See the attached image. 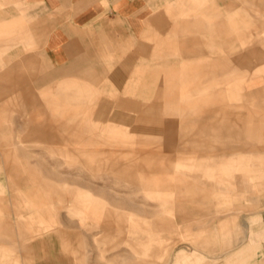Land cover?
I'll return each mask as SVG.
<instances>
[{
    "label": "rangeland",
    "instance_id": "1",
    "mask_svg": "<svg viewBox=\"0 0 264 264\" xmlns=\"http://www.w3.org/2000/svg\"><path fill=\"white\" fill-rule=\"evenodd\" d=\"M175 1L171 6L175 7ZM207 2L219 5V0ZM217 9L226 19L227 15L222 7L218 6ZM261 12L264 16V10ZM242 14H247L244 21L251 20V23L257 25L252 26V34L246 36V41L251 43L246 45L238 41L233 52L238 54L252 52L253 58L248 61L255 65L247 70L252 74H241L238 71L237 74H224L222 82L215 83L211 76L205 77L204 73L207 71L210 73V69L202 71V63L186 65L183 56H171L168 47H165L158 57H151L148 63L137 67L124 85L123 91L127 93L128 99L140 101L143 110L135 111V114L127 113L125 116L114 114L102 118L91 115L90 119H87V116L79 117L90 125H94L92 122L96 120L101 127H113L115 128L113 131L130 136L133 141L139 140V137L152 135L164 141H171L169 144H161L152 150H143L136 145L128 147L122 145L121 138H117L119 145L116 143L111 146H106L109 142H106L107 140L88 145L75 144L71 141L55 144L42 142L40 136L28 135L32 117L35 119L63 113L53 109L55 104L46 102L41 103L43 109L47 107L46 111H39L37 108L40 105H33L29 112H21L17 105L16 120L0 123L6 129L3 130L6 137L0 151H7L0 154V227L11 224L16 229V222L19 221L21 223L19 226L27 227L23 221H30L34 214L35 209L29 206L32 202L40 205L38 209L42 212L40 217L42 224L33 222L30 226L53 225L49 231L41 233L29 242L22 237H10L14 240L11 243L20 245L24 241L30 248L24 250L18 246L12 250L9 255L12 261L18 264H173L174 258L179 255L182 257L180 264H239L235 258L240 251L250 246L252 254L249 260L245 261V264H249L257 245L264 238L259 218L260 212L264 210L260 203V198L264 199V174L260 178V174L251 171L252 165L246 162L236 165L234 162L255 158L250 154L251 150L264 151V144L245 145L243 139H231L229 145L235 147L219 150L215 155L212 151L207 153L196 148L175 151L180 137L166 136L184 133L186 125L184 118L192 117H203L212 122L216 121L214 118L224 120L225 117L226 121H231L235 117L245 122L247 126L257 127L264 124V120H260L262 117L256 115L264 114V56L259 57L264 55V30H261L264 29V22L257 18L252 6ZM254 27L258 30H253ZM239 29L244 31L247 26L241 25ZM170 33L168 32L161 42L175 43V50H180L184 37L170 38ZM220 54L228 55L225 51ZM168 73H173L174 78L168 76L164 81ZM241 83L253 84V87L246 91L224 90ZM66 84L75 89L80 88L82 91L80 94L83 95H86L85 89L89 91L86 92L87 95L98 94V98L93 101L95 106L92 104L95 111L100 104L117 101L110 96L111 94L96 91L85 82L76 80L68 81ZM216 87L223 89L224 92H203L214 90ZM32 90L38 93L37 89ZM104 96L108 97V100L100 98ZM153 100L155 102L152 105H145L146 101ZM170 103L171 106L168 107L173 111L166 107ZM184 103H188V106L190 103L191 107H194L191 115L185 111ZM249 114H255L256 117L252 118ZM248 119H253L249 121L250 124ZM57 120L62 121L61 118ZM144 122L145 125H158L162 132L155 134L152 131L154 129L146 127ZM105 134L101 133V138L108 137ZM188 138L193 140L196 136ZM149 139L156 141L153 138ZM258 139L264 140V134L258 133L247 137L251 142ZM111 142L113 143L112 140L109 143ZM218 155H221L223 160H219ZM144 156L163 162L182 160L189 165L180 168L181 171L192 176L197 175L211 183L207 184L206 188L198 184L197 187L194 185L187 190L163 189L165 187L155 185L156 181L172 177L174 170L170 171V174L135 173V177L125 180L98 171L94 167L96 160L119 158L136 161ZM83 161L92 163V167L82 166L80 163ZM229 161L234 162L230 164L228 172L240 179L228 182L229 191H219L213 178L225 174L219 171L217 166L221 162L226 164ZM5 165L12 166L13 169L4 170ZM10 172L12 176L7 177ZM249 172L251 173L248 176ZM208 176L212 178L208 179ZM141 180L144 182L151 180L154 184L144 189L139 186ZM49 184H55L59 190L48 192L46 186ZM226 184L227 182L224 183ZM80 185L85 189H81ZM19 188L24 193L35 188L39 195L28 193L23 195ZM195 190L202 191L203 195L201 194V197L199 194L193 195L192 192ZM82 211L86 214V219L83 220ZM117 215L123 218L118 220ZM97 217L107 221L113 229L110 238H103L102 229L95 228L94 219ZM233 222L240 229V234L234 245L224 249L221 247L220 230L223 226L233 227ZM118 226L122 231L120 235L115 233ZM202 239L209 243V249L196 245V242ZM144 247L146 251H143ZM188 251H191L189 253L193 256L185 258L184 255H188Z\"/></svg>",
    "mask_w": 264,
    "mask_h": 264
},
{
    "label": "crops",
    "instance_id": "2",
    "mask_svg": "<svg viewBox=\"0 0 264 264\" xmlns=\"http://www.w3.org/2000/svg\"><path fill=\"white\" fill-rule=\"evenodd\" d=\"M173 1L0 0V123L16 120L17 105L21 112H29L33 105H40L38 108L36 107L39 111H46L47 107L43 109L41 106L42 102H46L55 104L53 109L63 111V113L35 118L39 120L32 117L28 135L29 137L38 135L42 142L55 144L71 141L75 144L85 143L88 145V143L112 140L113 143H106V146H111L116 143L119 145L117 138H121L122 145L126 147L136 145L142 147L143 150H152L153 147L158 148L161 144H169L171 141H164L152 135L139 137V140L133 141L130 136L127 137L123 133L113 131L115 130L113 127H101L99 121L96 120L93 122L90 120L94 123V125H90L86 120H80L79 117L87 116V119H90V115L100 118L114 114L125 116L127 113L135 114V111L143 110L140 101L139 103L135 99H128L127 93L123 91L124 85L137 67L148 63L151 57H158L165 47H168V53L171 56H183L186 65L195 62L202 63V71L210 69V73L208 71L204 73L205 77L211 76L215 83L222 82L224 74H237V71L241 74H252L247 71L249 67L255 65L248 61L253 58L252 52L245 51L242 54L233 52L237 45L236 42L239 41L240 44L246 45L251 43V41H246V36L252 34L251 27L257 25L251 23V20L244 21L247 14L243 15L242 12H247L252 6L257 18L264 22L261 12L264 10V0H219V5L208 4L207 0H176L175 7L171 6ZM218 6H221L226 12V19L220 14ZM241 25L247 26V29L240 30ZM256 29L254 27L253 30ZM168 32H171L170 38L184 37L180 50H175V43L161 42ZM158 47L159 50H157ZM154 50H156L155 53ZM222 51L227 52L228 55L221 56L220 52ZM263 56L259 55V57ZM240 60L245 61L240 62ZM165 76L164 81L168 76L174 78L173 73H168ZM217 77L220 79L217 80ZM76 80L87 83L96 91H105V93L111 94L110 96L116 98L117 101L100 104L96 111L93 110V101L98 98V94L87 95L86 92L89 91L85 89L86 95H83L80 94L82 92L80 88L75 89L70 84H66L68 81ZM163 84L164 82L162 87ZM251 87L253 84L241 83L236 87L231 85L224 90L246 91ZM32 89H37L38 93ZM224 90L216 87L214 90L203 92H224ZM31 95L39 98H32ZM131 97L133 98L132 95ZM100 98L106 100L108 97ZM155 100L146 101L145 105H152ZM184 105L185 111L191 115L194 107H191L190 103L189 106L188 103H184ZM168 106H171V103L166 107L173 111ZM128 107H132V109H128ZM249 115L252 118L259 115L262 117L260 120H264V114ZM58 118H61L62 121H58ZM214 119L215 122L203 117L184 118L186 124L184 133L166 136L175 137L178 135L180 137L174 148L175 151L196 148L207 153L212 151L215 155L219 150H225L231 146L234 148L235 145H229L231 139H243L245 145L264 144L262 139H258L256 142L247 140L248 136L264 134V124L252 127L235 117L231 121H226L225 117L224 120ZM252 120L248 119V122ZM145 126L154 129L152 131L155 134L162 132L156 124H151V126L146 124ZM3 130L6 129L0 124V146H3L2 142L6 137ZM101 133H106L105 135L108 137L101 138ZM192 135L196 138L190 140L188 137ZM149 138L156 139V141ZM4 152L7 151H0V154ZM261 152L264 154V151L252 149L250 154L255 158L229 161L226 164L221 162L217 168L225 174L213 178L219 191H229L228 182L240 179L228 172L232 162L236 165L242 164V162L252 165L254 169L251 168V171L260 174L261 178V175L264 174V155ZM218 159L221 160L222 156L218 155ZM80 164L92 167V163L87 161ZM95 165L94 167L98 171L125 180L135 177V173L166 172L170 174V171L174 170L172 177L156 181L155 185L165 187L163 189L187 190L194 185L197 187L198 184L206 188V185L211 183L207 179L202 180L197 175L192 176L181 171L180 168L189 164L179 159L163 162L150 156H144L136 161L112 158L96 160ZM12 169V166L5 165L4 167V170ZM11 176V172L7 174V177ZM207 178L212 177L208 176ZM226 182L227 184L224 185ZM12 184L15 183L12 182ZM152 184L154 181L145 180L144 182L141 180L139 186L145 189ZM46 187L48 192L59 190L55 184H49ZM80 188L85 189L82 185ZM20 193L39 195L35 188L29 189L26 193L20 189ZM192 193L195 196L199 194L200 197L201 194L203 195L202 191L198 192V190ZM260 201L264 208V199L260 198ZM29 206L33 207L35 211L30 221H23L27 227L19 226L21 225L20 221L16 222V229L11 224L0 227V264H18L9 257L12 250L18 246L24 250H30L24 241L20 245L11 243L14 240L10 237H22L29 242L53 227L50 224L30 226L33 222L42 224V219H40L42 212L38 209L39 203L32 202L29 203ZM85 215L83 212L82 220L86 219ZM116 218L120 220L123 216L117 215ZM259 218L261 219L260 230L264 235V210L260 212ZM94 224L95 228L102 229L103 238L108 239L112 236L114 231L107 221L97 217L94 219ZM232 225L233 227L223 226L220 230L221 247L224 249L234 245L239 237L240 229L235 225V222ZM17 226L19 227L17 228ZM130 232L129 229L128 233ZM115 233L117 235L122 233L119 226ZM196 245L203 249H209V243L204 239L196 242ZM145 249L144 247L143 251H146ZM250 251V246L240 251V254L235 258L239 264H245V261L249 260L252 254ZM189 252L191 251H188V255H184L185 258L193 256ZM181 259L182 257L177 255L173 264H180ZM249 264H264V238L257 245Z\"/></svg>",
    "mask_w": 264,
    "mask_h": 264
}]
</instances>
